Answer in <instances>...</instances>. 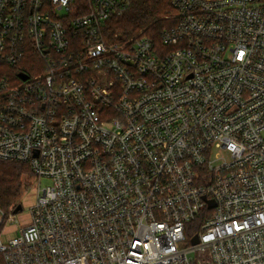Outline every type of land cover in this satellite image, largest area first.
I'll return each instance as SVG.
<instances>
[{"label": "built area", "instance_id": "2783aa9c", "mask_svg": "<svg viewBox=\"0 0 264 264\" xmlns=\"http://www.w3.org/2000/svg\"><path fill=\"white\" fill-rule=\"evenodd\" d=\"M170 2L158 42L108 32L133 0H0V158L38 181L5 264H264V0Z\"/></svg>", "mask_w": 264, "mask_h": 264}, {"label": "trees", "instance_id": "16d2710c", "mask_svg": "<svg viewBox=\"0 0 264 264\" xmlns=\"http://www.w3.org/2000/svg\"><path fill=\"white\" fill-rule=\"evenodd\" d=\"M171 11L174 10L168 0H133L129 9L110 23L108 32L119 33L122 37H130L139 29L145 28L146 32L151 34L150 36L160 42V32L168 26H165L162 16L172 13ZM153 28L155 29L154 34ZM26 173L34 175L30 165L0 158V208L2 210L5 211L12 205L21 204L23 198L22 176ZM0 264H5L2 254H0Z\"/></svg>", "mask_w": 264, "mask_h": 264}, {"label": "rangeland", "instance_id": "374dc122", "mask_svg": "<svg viewBox=\"0 0 264 264\" xmlns=\"http://www.w3.org/2000/svg\"><path fill=\"white\" fill-rule=\"evenodd\" d=\"M168 1H169L170 5L172 6L170 0H168ZM172 13H168V14H165L162 16L164 18L163 21L165 22V26L172 23V19L167 18V15L169 16ZM140 32L151 35L149 32H146L145 28L139 29L135 34H138ZM152 32L154 34V32H155L154 28L152 29ZM24 65L28 66V62H25ZM0 71H2V74L8 75L13 81L18 80V77H17L18 71L15 68L11 67L10 65L0 63ZM33 178H34V175H30L27 173L23 174V176H22V182H23V186H22L23 198L21 201L22 210L14 213V218H15L14 221H9V220L6 221L5 226H4L5 228L2 232L3 238L5 240L19 235L21 232V229L24 228L25 226L29 225L31 222L30 206L33 204L34 199H35V195L32 193V190L38 188V181H36L32 184ZM47 181L48 180L44 179L43 184L47 183ZM5 212L7 213L8 216H10L11 208H9L8 210H5ZM0 218H1V211H0ZM189 255L191 257L195 258L196 252H191Z\"/></svg>", "mask_w": 264, "mask_h": 264}, {"label": "water", "instance_id": "95a60500", "mask_svg": "<svg viewBox=\"0 0 264 264\" xmlns=\"http://www.w3.org/2000/svg\"><path fill=\"white\" fill-rule=\"evenodd\" d=\"M20 76H21L23 79H26V78L28 77V75H27L26 73H24V72H21V73H20ZM208 203H209V207H213V206H215V202H214V200H208ZM20 210H22V204H19V205L17 206V208L15 209V212H18V211H20ZM197 242H198V237L195 236V237L193 238V243H197Z\"/></svg>", "mask_w": 264, "mask_h": 264}]
</instances>
